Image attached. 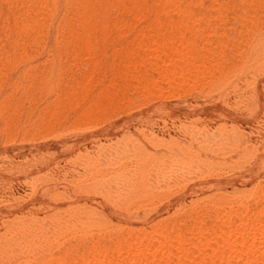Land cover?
<instances>
[{
    "label": "rangeland",
    "instance_id": "374dc122",
    "mask_svg": "<svg viewBox=\"0 0 264 264\" xmlns=\"http://www.w3.org/2000/svg\"><path fill=\"white\" fill-rule=\"evenodd\" d=\"M263 125L264 0H0V214L67 215L6 264L230 256L264 223V144L227 170Z\"/></svg>",
    "mask_w": 264,
    "mask_h": 264
},
{
    "label": "bare ground",
    "instance_id": "6f19581e",
    "mask_svg": "<svg viewBox=\"0 0 264 264\" xmlns=\"http://www.w3.org/2000/svg\"><path fill=\"white\" fill-rule=\"evenodd\" d=\"M262 127L264 128V125ZM249 135L252 136V140H254L258 145V149L252 153L250 152L243 156H241V154L239 157H236L237 159L234 160V164H232L227 169L231 173V177L236 179L235 184L236 181H238V179L235 177H237L245 167H248L254 160L259 158L260 149L264 144V129L263 132H256L254 134L251 132ZM90 214L91 213L88 212H81L80 214L74 213L73 215L78 216L79 218H85L90 216ZM27 216L29 220H27ZM232 217H234V215H230L227 217V224H229V221ZM2 218L3 224H1L0 226V263L2 262L6 264V262H9L8 258L16 255L15 253H17V255H25L29 253L31 254L32 250H34L33 247H38L39 243H41L38 239H41L43 237L50 238L49 235L53 233L51 224L62 223V221L67 218V215L63 213H3L2 211V214H0V219ZM12 221L20 225L10 226V223H12ZM255 221L257 222L258 220ZM6 235H10V238L12 236L11 240L8 239L9 237L6 240L2 238L4 236L6 237ZM222 235L225 238V242L222 244V246L217 247V249L228 250L232 252V254L224 258L216 259L213 257L215 249H213V247L211 246L206 245L207 248L211 251V254H204L203 261L207 259L209 261L208 264H259L261 260V258L259 259V257L264 256V223L257 222V224L251 225L249 227L237 228L233 231L224 233L222 232ZM237 238H240V240L237 241ZM34 242L39 243L38 245L34 246ZM37 247L35 248V250L37 249ZM41 247H43V245H41ZM41 247L39 248L43 251V248ZM174 248V251L168 252H165L164 248L162 247L156 248V250L151 252L150 258L142 259L140 257H135L131 259L128 264H154L157 263L159 259L165 257L166 253H170L180 264H200V262L196 263L194 256L186 252L182 247ZM134 250L140 252L139 248H135ZM38 252L39 251H37V253ZM145 252H150V250L148 248H145ZM39 255L40 254H36V257H38ZM101 257V260L94 259V263L113 264L109 262L105 255H102ZM260 263L264 264V257Z\"/></svg>",
    "mask_w": 264,
    "mask_h": 264
}]
</instances>
